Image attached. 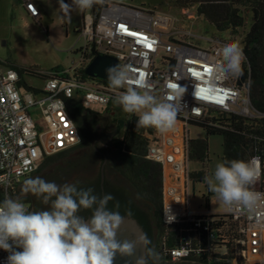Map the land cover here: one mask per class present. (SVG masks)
<instances>
[{"label": "built area", "instance_id": "built-area-1", "mask_svg": "<svg viewBox=\"0 0 264 264\" xmlns=\"http://www.w3.org/2000/svg\"><path fill=\"white\" fill-rule=\"evenodd\" d=\"M25 6L31 16H40L33 2L27 1ZM99 6L97 18L89 14L80 29L85 40L83 57L91 56L88 63L97 55L114 57L119 65L131 68L134 79L143 77L147 90L158 101L167 97L171 84L185 88V92L172 101L178 108L174 128L160 133V142L153 143L148 152L149 159L164 168L170 166L174 174L184 178L182 194L169 200L164 196V223L168 226L193 223L197 228L200 222L196 217L229 216L238 224L239 234L232 253L226 245H215L216 234L211 232L205 242L197 238L198 245L182 240L169 252V262L195 264L205 253L209 254V260L219 255L230 256L232 264H264V188L260 187L263 182L260 158L259 176L251 190L262 195L252 212L225 207L216 214L196 213L190 207L187 194L189 123L204 120L211 109L249 118L262 115L252 106L247 80L240 86V76L214 72V67L223 60L221 49L231 42L201 37L199 40H207L211 45L208 49L201 48L191 42L194 36L181 31L177 27L178 20L166 13L111 0H104ZM79 65L69 72L50 73L41 93L35 94L22 92L18 86V71L0 61V189L7 196L39 169L44 154L68 151L81 142L73 118L74 108L111 109L116 105L115 97L126 90V87L113 89L109 81L102 79H77L73 72ZM36 107L41 108L39 121L31 112ZM25 206L28 208L27 204ZM8 255L0 249V264H7Z\"/></svg>", "mask_w": 264, "mask_h": 264}, {"label": "trees", "instance_id": "trees-1", "mask_svg": "<svg viewBox=\"0 0 264 264\" xmlns=\"http://www.w3.org/2000/svg\"><path fill=\"white\" fill-rule=\"evenodd\" d=\"M176 5L184 10L196 7L198 16L204 18L220 34L228 33L230 42H235L236 35L245 28L244 10L252 14V24L243 34L240 45L245 54L243 70L247 71V90L254 109L261 116L254 118L238 115H228L217 109L209 110L204 120L190 122V126H199L206 133L205 139H188L187 158L190 163L204 166V169L189 172L192 183L203 182L208 175L205 168L209 160L208 137L218 135L222 137L223 161L225 159L250 160L258 157L263 165L264 188V0H176ZM101 6L94 5L91 9L97 18ZM83 54V51H81ZM93 55V54H92ZM90 54H85L73 76L80 80H89L85 74L89 65ZM19 73V88L23 92L41 93V90L29 86L25 76H35L45 80L50 73L43 74L35 69H26L14 64L6 63ZM69 77V74L66 75ZM126 120L122 121L109 113V109L95 110L78 106L73 109V118L81 135V142L68 151L52 155H43L39 169L33 174L41 173L44 168L56 160L65 158L78 150H88L92 156L96 155L97 169L86 168V174L97 171L96 177L79 182L78 187H92L98 196L111 193L115 199L110 201L108 208L118 210L123 216H130L138 220L151 240L149 247H154L160 254V264H169V252L178 247L182 240L198 245V239L205 242L211 232L216 235L215 245H226L229 252H233L234 243L238 237V224L229 216L196 217L199 227L193 223H180L168 226L163 221L164 210V167L148 157L149 148L153 143L160 142V133L154 128H136L138 116L125 113ZM106 115V116H105ZM92 157V158H93ZM91 159V156H89ZM86 161L87 158L85 159ZM95 163V165H96ZM19 184L10 197H19L25 204L30 197H23ZM251 187V186H250ZM211 192L206 197V208L209 207ZM6 193L0 189V203ZM119 202V208L115 205ZM130 213V214H129ZM82 215L88 217L90 210H82ZM204 246V243H203ZM203 253L195 264H232L230 256H212ZM210 261V262H209Z\"/></svg>", "mask_w": 264, "mask_h": 264}, {"label": "clouds", "instance_id": "clouds-1", "mask_svg": "<svg viewBox=\"0 0 264 264\" xmlns=\"http://www.w3.org/2000/svg\"><path fill=\"white\" fill-rule=\"evenodd\" d=\"M103 3L104 0H71L69 4L58 0L62 17L69 22L73 11L83 13ZM221 55L223 60L214 67L215 73L243 75L246 57L238 42L225 44ZM105 71L113 89L126 87L114 103L123 112L138 116L136 128L151 127L161 134L174 128L178 108L172 101L185 88L170 87L167 97L158 101L147 90L143 77L134 79L129 66H110ZM258 159H225L217 163L214 172L204 177L208 190L229 210L236 207L254 211L262 195L250 187L259 176ZM78 185L79 181L58 185L41 177L26 179L22 193L41 198L47 205L38 211H30L19 197L5 196L0 203V249L9 253L7 264H114L117 254L132 256L137 246L142 248V255L135 264H160V254L149 247L147 233L133 242L117 239L125 217L108 208L115 199L111 193L98 196L92 187ZM115 208H119V202ZM82 210H90V216L82 215Z\"/></svg>", "mask_w": 264, "mask_h": 264}, {"label": "rangeland", "instance_id": "rangeland-1", "mask_svg": "<svg viewBox=\"0 0 264 264\" xmlns=\"http://www.w3.org/2000/svg\"><path fill=\"white\" fill-rule=\"evenodd\" d=\"M114 3L130 6L133 8H147L162 13H166L172 19L178 20L177 27L186 33L194 36L191 40L193 44L201 48L208 49L211 45L205 39H231L230 34H220L204 19L198 16L196 7L193 6L189 10L179 8L176 0H111ZM58 1L35 0L36 7L40 8L43 14L42 21H34L30 18L20 4H16L14 0H0V61L3 63L14 64L21 68L35 69L43 74H48L54 70L69 72L82 61L81 49L85 46V40L77 32V29H82L84 25V17L82 13L73 11L71 13V22L67 18L62 17L59 9ZM68 3L67 0H64ZM71 3V2H70ZM43 6V8H42ZM48 7L46 10L45 7ZM39 10V12H40ZM85 19H87L90 10H86ZM245 28L241 30L239 35L232 37L235 42L240 44L243 34L250 28L252 24V14L250 11L244 10ZM181 20V21H179ZM83 38V39H82ZM26 83L38 90H42L45 86V80L35 76H25ZM95 110H103L99 106H94ZM31 112L37 120H40L41 108L36 107L31 109ZM109 113L117 119L125 121L126 116L120 106L113 105L109 109ZM106 116V115H105ZM191 139H205L206 133L199 126H190ZM209 145V162L207 163L206 171L208 175L214 172L215 165L223 162V146L222 137L218 135L208 137ZM88 151V150H82ZM81 159L82 153L73 152L71 155L62 159H57L56 162L46 166L41 172V178L46 181L55 183L58 178L54 175H47L53 168L62 166V171L65 172L66 165L70 164L71 158ZM80 157V158H78ZM74 159V160H76ZM73 160V161H74ZM70 168V166H69ZM192 172L204 169V166L197 163H190ZM83 175L82 172L79 173ZM38 175H34V178ZM63 180V179H62ZM22 183L19 191L23 197H28L22 194ZM257 187V184H254ZM190 206L193 212H202L206 210V197H208V186L206 181L190 184ZM209 198V206L212 212H221L225 210V205L217 199L215 194Z\"/></svg>", "mask_w": 264, "mask_h": 264}, {"label": "water", "instance_id": "water-1", "mask_svg": "<svg viewBox=\"0 0 264 264\" xmlns=\"http://www.w3.org/2000/svg\"><path fill=\"white\" fill-rule=\"evenodd\" d=\"M119 65L118 60L114 57L107 55H97L89 63L85 70V74L91 78L102 79L108 81L106 69L110 66ZM247 71L243 70V75L240 76L238 84L243 86V83L246 80ZM124 222L117 232V239L121 242L127 240L133 242L137 239L142 233H146L143 227L140 225L137 219L124 216ZM142 255V248L137 246L133 250L132 256L122 257L119 254L116 255L114 259V264H135V260Z\"/></svg>", "mask_w": 264, "mask_h": 264}, {"label": "crops", "instance_id": "crops-1", "mask_svg": "<svg viewBox=\"0 0 264 264\" xmlns=\"http://www.w3.org/2000/svg\"><path fill=\"white\" fill-rule=\"evenodd\" d=\"M27 1H31V2H33L36 5L35 0H14V2L16 4H20L23 7V9L26 12V14L30 18H32L34 21H36V22L37 21H42L43 20V14H42L40 8H39V10H40L39 15L40 16H38V17L31 16L30 13L27 11L26 6H25V3ZM49 1H58V0H47L48 3H49ZM67 2L70 4L71 0H67ZM57 5H58V2H57ZM37 8H38V6H37ZM42 8H43V6H42ZM45 8H46V10L48 9L47 6ZM86 12L87 11H84L82 13V17L85 18L84 15H85ZM89 14H93L91 9H90ZM77 32L80 34V29H77ZM81 51H83V48L81 49ZM82 56H83V54H82ZM189 136H190V133H189ZM81 152L82 151H80V152L78 151L77 153H81ZM89 156H91V159L89 158ZM92 157L93 156H92L91 152H88L86 154V156L81 157V159H79V161H78V159L74 160L73 163H71V169H73V173H75V174L77 172L85 173V171L87 170L86 168L91 169V167H94V168L96 167L95 169H97L98 166L100 165V163H98V162L96 163V155H95V157H93V158ZM86 158L89 161H86L85 160ZM95 163H96V165H95ZM188 168H189V171H191L190 165H188ZM29 178H34V175H31ZM29 178H27V179H29ZM183 179L184 178L182 176H178V175L174 174L173 171H172V168L170 166L164 168V192H165V196H166V198L168 200L171 199V197L179 195V194H182L184 192V190H183L184 189L183 188L184 180ZM24 181L22 182V185H23ZM190 184H191V182H189V185L187 187V194H188L189 197H190V195H189ZM30 195L31 194H28V196H30ZM189 203H190V199H189ZM202 212H207V213H210V214L219 213V212H212L210 210V206L208 207V209L206 208V210H204Z\"/></svg>", "mask_w": 264, "mask_h": 264}, {"label": "flooded vegetation", "instance_id": "flooded-vegetation-1", "mask_svg": "<svg viewBox=\"0 0 264 264\" xmlns=\"http://www.w3.org/2000/svg\"><path fill=\"white\" fill-rule=\"evenodd\" d=\"M79 152L82 151V150H78ZM77 151V152H78ZM89 151H82L81 153L83 154V156H86V154L88 153ZM80 158V157H78ZM76 159L75 157L71 158V161H70V164L69 165H66V170L65 172L62 171V169H59L60 167L63 168L62 166H58V167H55L53 168L52 171H50L49 173H47V175L44 174L43 177L45 176H51V175H54V178H58V185H63L65 183H75L77 181L81 182V181H85L87 179H94L97 175V171L95 170L94 172H92L91 174H86L83 173V175H80L79 173L80 172H77L76 174L73 173V169H71V163H73V160ZM70 166V168H69ZM41 174V173H39ZM38 175V177H41V175ZM63 179V180H62ZM30 199H29V202L27 203L28 205V208L30 211H38V210H43L47 207V205H44L42 203V199L41 198H38L34 195H30L29 196ZM90 216V215H88ZM169 264H194V263H186V262H170Z\"/></svg>", "mask_w": 264, "mask_h": 264}, {"label": "snow or ice", "instance_id": "snow-or-ice-1", "mask_svg": "<svg viewBox=\"0 0 264 264\" xmlns=\"http://www.w3.org/2000/svg\"><path fill=\"white\" fill-rule=\"evenodd\" d=\"M176 86V84H171V85H169V87H175Z\"/></svg>", "mask_w": 264, "mask_h": 264}]
</instances>
